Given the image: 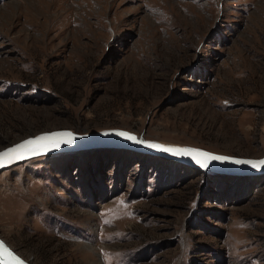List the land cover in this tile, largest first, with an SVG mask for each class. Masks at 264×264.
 <instances>
[{
    "label": "rangeland",
    "instance_id": "rangeland-1",
    "mask_svg": "<svg viewBox=\"0 0 264 264\" xmlns=\"http://www.w3.org/2000/svg\"><path fill=\"white\" fill-rule=\"evenodd\" d=\"M263 111L264 0H0V148L113 129L255 158ZM95 147L0 171V237L22 258L264 264V173Z\"/></svg>",
    "mask_w": 264,
    "mask_h": 264
},
{
    "label": "water",
    "instance_id": "water-1",
    "mask_svg": "<svg viewBox=\"0 0 264 264\" xmlns=\"http://www.w3.org/2000/svg\"><path fill=\"white\" fill-rule=\"evenodd\" d=\"M263 119H264V111H263ZM63 131H66V130H52V131L42 132V133H39V134H36L33 136H28V137H25L19 141H16L15 143H12V144L0 149V151L5 150V149H7L11 146H14L16 144H19L25 140L34 138L36 136H40V135H43L46 133L63 132ZM117 131H124V132L131 133V132L125 131V130H113V129L108 130V131H101V132H98L97 134H89V135H82V134L77 135V134H74V132H71L73 134V137H74L71 144H61L58 148H52L49 151L44 152L43 154L33 155V156H29L25 159L17 160L15 163H11L8 166L15 165L18 163H22L28 159L35 158L38 156H46V155H52V154H56V153L77 151V150L90 148L92 146H111V147L125 146L127 148L129 147V148L136 149V150L144 152V153H149L151 155H155V156L163 157V158L175 161V162H179L181 164L188 165L194 169H197V170H200L203 172L213 171V172L225 173V174H231V175H257L260 173H264V170H256V169H253L252 167H250L246 164H236V163L231 162L232 160H261V159H264V154L261 155L260 157H255V158H244V157L218 154V153H214L211 151L193 148V147L189 148V149H198V150H201L203 152L211 153V154L217 155V156H223V157L231 158L230 160H226L223 162L212 161L211 163H209L208 167L202 168V167L198 166L197 164H195L188 157H176V156H173L169 153H165L162 151H158L156 149L148 148L145 143H134V142L128 141V140H126L120 136L115 135V133ZM67 132H70V131H67ZM131 134H133V133H131ZM138 139L143 141L140 138H138ZM143 142L155 143L152 141H143ZM156 144L164 145V146H172V145H167V144H162V143H156ZM173 147H180V146H173ZM182 148H187V147H182ZM8 166H6V167H8ZM6 167L0 168V171L5 169ZM0 243H2L4 245V247H6L9 251H11L22 262V264H32L31 262L23 259L18 253L14 252L12 250V248L1 237H0Z\"/></svg>",
    "mask_w": 264,
    "mask_h": 264
},
{
    "label": "snow or ice",
    "instance_id": "snow-or-ice-1",
    "mask_svg": "<svg viewBox=\"0 0 264 264\" xmlns=\"http://www.w3.org/2000/svg\"><path fill=\"white\" fill-rule=\"evenodd\" d=\"M115 135L120 136L134 143H145L148 148L156 149L169 153L176 157H188L195 164L202 168L208 167L212 161H226L229 157L217 156L211 153L203 152L198 149H189L182 147L164 146L151 142H143L131 133L117 131ZM71 132H53L46 133L34 138L25 140L19 144L11 146L0 151V168L6 167L17 160L25 159L29 156L43 154L52 148H58L61 144H71L73 141ZM236 164H246L256 170H264V159L261 160H232ZM0 264H22V262L0 243Z\"/></svg>",
    "mask_w": 264,
    "mask_h": 264
},
{
    "label": "bare ground",
    "instance_id": "bare-ground-1",
    "mask_svg": "<svg viewBox=\"0 0 264 264\" xmlns=\"http://www.w3.org/2000/svg\"><path fill=\"white\" fill-rule=\"evenodd\" d=\"M63 130H65V129H63ZM66 131H70V132H73V131H71V130H67L66 129ZM99 132H101V131H99ZM40 133H42V132H40ZM98 132H96V133H90V134H97ZM39 134V133H38ZM74 134H82V135H89V134H85V133H75L74 132ZM134 134V133H133ZM36 135V134H35ZM135 135V134H134ZM136 136V135H135ZM137 138H140V139H142L143 141H148V140H146V139H143L141 136H136ZM153 142V141H152ZM155 143H161V142H155ZM162 144H166V143H162ZM167 145H172V146H180V147H187V148H192V147H188V146H181V145H174V144H168L167 143ZM95 146H92L91 148H94ZM108 147H111V146H108ZM119 147H125V146H119ZM4 148V147H3ZM95 148H97V147H95ZM0 149H2V148H0ZM147 154H149V153H147ZM47 156V155H46ZM155 156V155H154ZM159 157V156H158ZM207 173V172H206ZM237 176H239V175H237ZM240 176H242V175H240ZM24 259V258H23ZM28 261V260H27Z\"/></svg>",
    "mask_w": 264,
    "mask_h": 264
}]
</instances>
